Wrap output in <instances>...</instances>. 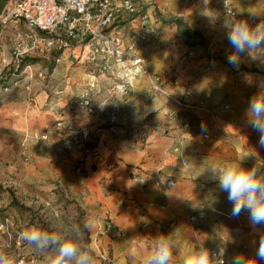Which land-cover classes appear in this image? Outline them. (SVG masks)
I'll use <instances>...</instances> for the list:
<instances>
[{"label": "crops", "instance_id": "1", "mask_svg": "<svg viewBox=\"0 0 264 264\" xmlns=\"http://www.w3.org/2000/svg\"><path fill=\"white\" fill-rule=\"evenodd\" d=\"M231 2L235 16L245 12L238 18H248L247 11H252L260 15L257 19H264V0ZM209 6L214 9L209 14L222 21L226 13L221 0H211ZM144 8L150 26L157 29L140 47L149 73L165 89L213 113L179 107L180 119L188 123L186 131L181 130L168 112L165 97L154 93L146 74H140L129 92L122 95L111 93L112 79L98 73L92 94L98 109L88 114L79 99L92 72L73 73L69 66L80 59L65 58L53 68L51 84L59 85L69 97L62 103L64 119L89 127L88 144L99 157L87 156L84 176L77 174L73 160L78 152L67 153L60 147L54 126L58 115L47 102L48 89L35 85L29 103L23 87L16 86L9 96L16 134L31 130L46 135L28 143L29 182L48 192L47 198L56 196L51 189L59 182L66 189H61L64 197L79 205L80 219L94 223L90 234L95 264L103 254L111 256L113 264H141L156 237L174 230L179 233L174 264H183L190 246L205 240L210 249L224 248L226 257L250 255L259 233L251 229L248 213L233 217L226 193L208 181L206 174L197 176L203 171L204 158L218 165L253 152L264 158L259 134L246 127L242 119L248 98L257 90L256 81L264 79V66L250 59L238 66L227 62L231 49L220 30V21L213 25L204 18L202 0H145ZM138 24V15L129 18L127 38ZM162 42L170 43L168 50ZM110 107L118 109L114 122L109 118ZM142 131L147 133L144 143L139 141ZM174 145L187 155L186 167ZM254 162L252 157L245 166L251 167ZM157 172L173 179V185H155ZM211 200L217 201L215 211L209 210ZM137 202L145 226H140ZM192 215H197L196 219L191 220ZM106 219L113 229L100 232Z\"/></svg>", "mask_w": 264, "mask_h": 264}, {"label": "built area", "instance_id": "2", "mask_svg": "<svg viewBox=\"0 0 264 264\" xmlns=\"http://www.w3.org/2000/svg\"><path fill=\"white\" fill-rule=\"evenodd\" d=\"M144 4L145 0H7L0 13V23L4 28L11 29L10 40L5 50L0 52L1 70L6 75L8 73L2 89L7 91L22 86L29 103L35 85L48 89L47 102L58 115L54 126L60 138V147L67 153L78 152L73 164L75 172L82 177L87 156L99 157V153L88 144L91 133L88 126H76L62 117V103L69 97L59 85H52L51 80L53 68L65 58L80 59L93 65L98 72H106L113 81L109 87L111 93L127 94L139 75L146 74L154 93L165 97L168 112L181 130L186 131L188 123L180 119L179 107L213 113L211 109L188 103L173 94L149 73L139 43L149 35L156 34L157 29L150 26V16ZM221 7L224 13L236 15L231 0H221ZM134 15L139 16V24L137 30H133L127 38L129 18ZM47 63L53 64V67ZM96 82V74L92 72L79 99V104L88 114L98 109L92 100ZM117 112V107L109 108L111 121L117 119ZM33 137L38 140L46 138V135L34 133ZM146 140L147 133L142 131L139 141L144 143ZM173 150L178 152L181 162L187 159L179 145H174ZM154 183L166 188L172 186L174 181L157 172ZM57 185L66 190L59 182ZM136 205L140 209V203ZM140 214V226H145L141 209ZM196 217L192 215L190 219ZM9 223V219L5 218L0 223V230L9 234ZM112 229V222L106 219L99 231L108 232ZM19 260L23 261V258ZM99 264H113V258L103 254Z\"/></svg>", "mask_w": 264, "mask_h": 264}, {"label": "clouds", "instance_id": "3", "mask_svg": "<svg viewBox=\"0 0 264 264\" xmlns=\"http://www.w3.org/2000/svg\"><path fill=\"white\" fill-rule=\"evenodd\" d=\"M210 3L211 0H202V14L213 25L220 21V30L231 49L227 53V62L238 66L250 59L258 66H264V19H257L260 15L247 11L248 18H238L245 13L241 12L238 16L225 14L221 21L217 15L209 14L214 10ZM256 89L247 100L242 119L246 127L259 134L260 146L264 147V79L256 81ZM252 157H255V162L246 167V161ZM188 160L184 159L182 166L186 167ZM202 163L203 171L197 177L206 174L208 181L226 193L233 217L245 211L248 213L249 225L259 233V241L250 255L236 253L231 257L225 256L224 248L212 251L206 246V240L197 241L185 254L183 264H264V158L253 152L223 165L206 158ZM216 203V200L209 201V210L215 211ZM51 216L57 221L55 225L33 226L19 234L33 260L37 264H95L89 247L83 243L85 230L91 231L94 223H85L83 227L75 221L61 224L63 214L57 216L54 212ZM178 248V232L159 234L141 264H174ZM0 264H23V261L0 245Z\"/></svg>", "mask_w": 264, "mask_h": 264}, {"label": "rangeland", "instance_id": "4", "mask_svg": "<svg viewBox=\"0 0 264 264\" xmlns=\"http://www.w3.org/2000/svg\"><path fill=\"white\" fill-rule=\"evenodd\" d=\"M11 29L5 28L0 34V52L5 50L6 45L10 40ZM148 40L139 44L141 47ZM161 46L168 50L170 43L162 42ZM51 67L53 64L47 63ZM66 65V64H65ZM70 70L81 72H93L106 75V72H98L93 65L82 60L70 64ZM0 62V77L6 79L8 73L1 70ZM2 79V80H3ZM12 89L4 91L0 85V223L8 218L10 223L8 233L0 230V245L5 246V251L16 256L18 259L23 258V264H37L36 260L30 255L29 249L25 247L20 240L19 234L33 226L55 225L57 221L53 220L51 214L56 213L57 216H62L59 223L68 224L76 222L83 227L86 222L84 218L80 219L81 209L79 205L72 199L65 198L61 188L55 182L51 191L56 196L47 198V193H44L40 185H31L27 175L26 166L31 155L28 152V143L31 140H36L33 137L34 133L40 131L24 130L22 134H16L15 120L11 117L12 101L9 99ZM6 109V110H5ZM62 117L63 113H62ZM12 196L18 201L22 207L11 204ZM28 207L27 208H24ZM83 243L90 249L93 255L94 240L90 231L85 230Z\"/></svg>", "mask_w": 264, "mask_h": 264}, {"label": "trees", "instance_id": "5", "mask_svg": "<svg viewBox=\"0 0 264 264\" xmlns=\"http://www.w3.org/2000/svg\"><path fill=\"white\" fill-rule=\"evenodd\" d=\"M6 2H7V0H0V13H1V11H2V9H3V7H4V5H5ZM4 29H5L4 26L0 23V34H1V32H2ZM51 66H52V65H51ZM2 79H3V78L0 77V85H1V88H2V86L6 83V79H3V80H2ZM13 89H14V87L12 88V90H13ZM11 204H13V205H18V206L22 207V205L18 203V201L15 199L14 196H12ZM23 207L28 209V207H25V206H23Z\"/></svg>", "mask_w": 264, "mask_h": 264}]
</instances>
